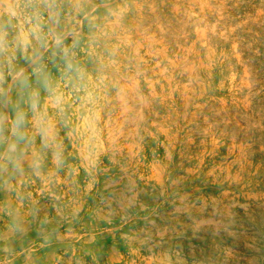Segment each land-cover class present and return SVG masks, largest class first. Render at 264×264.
Returning a JSON list of instances; mask_svg holds the SVG:
<instances>
[{"label": "rangeland", "instance_id": "374dc122", "mask_svg": "<svg viewBox=\"0 0 264 264\" xmlns=\"http://www.w3.org/2000/svg\"><path fill=\"white\" fill-rule=\"evenodd\" d=\"M91 5L63 165L0 178V264H264V0Z\"/></svg>", "mask_w": 264, "mask_h": 264}, {"label": "clouds", "instance_id": "9594fccd", "mask_svg": "<svg viewBox=\"0 0 264 264\" xmlns=\"http://www.w3.org/2000/svg\"><path fill=\"white\" fill-rule=\"evenodd\" d=\"M95 11L91 0H0V178L23 174L25 164L40 175L49 153L53 166L63 165L46 105L63 116L64 88L82 90L87 73L75 51L81 33L66 22L82 17L81 26L88 21L93 27ZM18 58L27 67L19 66Z\"/></svg>", "mask_w": 264, "mask_h": 264}]
</instances>
